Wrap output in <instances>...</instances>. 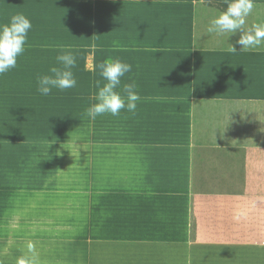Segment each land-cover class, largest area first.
<instances>
[{"label": "crops", "instance_id": "crops-1", "mask_svg": "<svg viewBox=\"0 0 264 264\" xmlns=\"http://www.w3.org/2000/svg\"><path fill=\"white\" fill-rule=\"evenodd\" d=\"M60 1L0 0V24L8 23L12 15L19 13L32 23L26 50L17 58V66L0 76V87L3 88L0 92L1 102L16 104L10 93L14 94L16 100L21 99L18 109L15 108L16 116L5 119L9 125L17 122V119L25 123L24 110L33 116V123L49 124V117L44 114L50 109L39 105L37 99L67 96L65 90L53 89L48 96H41L36 91L38 75L48 74L49 68L56 64L55 57L69 46L65 22L69 4L62 6ZM225 1L122 0L119 1L123 7L122 20L129 22L130 18L134 24L132 27L144 30L146 35L142 39L137 38V41L123 39L120 29L115 26L105 30L111 34L112 44L118 39L117 44L122 45L119 46L117 59L132 65V71L125 74L122 84L132 81L144 84L142 89H138L141 99L137 102L136 113L126 120L128 131H139L140 136L150 133L152 142H157L156 145L148 144L150 150L144 160L149 167L144 162L141 171L145 172L142 175L147 177L153 174L155 164L168 166L167 169L155 171V174L165 172L170 175V180L162 185V191L166 193L161 197L162 204L154 205L180 222L184 226L185 236L197 243L203 241L202 233L195 219L187 217L186 213L191 210L192 202L197 204L198 195L194 193L202 188L211 191L207 201L217 202V209L221 204V208L226 205L224 209L232 211L241 207L237 202L241 201V205L247 207L248 203L254 201L256 207L252 210L256 231H261L264 225V198L259 199L260 202L247 199L250 192L264 193V53L258 50L252 54L249 51L241 52V46L236 44L240 33L227 39L226 35L208 32L210 21L223 10H216L207 2H222L221 5H224ZM254 4L253 12L246 20L248 28L253 24H264V0H254ZM230 45L237 47V52L231 51ZM40 113L42 116L38 115ZM11 126L17 128L13 124ZM251 130L253 132L249 133ZM20 135H26V132ZM188 140L190 147L186 146ZM154 146L156 148L152 149ZM165 146H172L173 150L166 151ZM201 171L207 175V186H200L204 180ZM195 173L200 174L197 176L201 179L198 182L192 180ZM246 181L251 183L252 190L246 189ZM140 187L130 186L127 194L131 198L134 191L136 195H149V198L154 195L148 186L143 191ZM215 191L220 193V197L214 195ZM231 218L229 215L214 220L210 217V221L216 220L217 225L225 227L234 222ZM126 221H129L128 217ZM250 221L252 225L253 221ZM131 223L132 220L129 225ZM218 231L228 236L232 233L229 229ZM260 235L262 233L258 232L256 240L252 239L248 245L236 246L228 257L218 255L216 259L222 264H244L241 261L244 258L249 261L248 264H264V248L258 244L263 240ZM182 236L181 232L178 238ZM134 242L139 244L141 254L152 252L159 243L168 247L160 249L153 256L154 261L162 256L166 264H202L203 261L199 258L193 259L194 262L189 260L190 252L187 249L182 251L179 239L169 234H164L158 240ZM119 246L110 249V255H113L109 257L110 261L115 258L114 252ZM0 254L6 256L5 251ZM46 254L47 250L29 259L33 264H43L44 261L38 256ZM138 257H134V260L140 261ZM177 257L180 258L178 262ZM49 261L46 259L45 262ZM154 261L147 263L144 260L139 264H155Z\"/></svg>", "mask_w": 264, "mask_h": 264}, {"label": "rangeland", "instance_id": "rangeland-1", "mask_svg": "<svg viewBox=\"0 0 264 264\" xmlns=\"http://www.w3.org/2000/svg\"><path fill=\"white\" fill-rule=\"evenodd\" d=\"M119 1L122 0L60 1L62 6L69 4L65 17L69 36L67 50L77 57V67L73 69L77 86L65 90V97L55 95L37 99L39 105L50 109L44 114L49 117V124L33 123V116L24 110L25 123L17 119L11 123L17 126L13 128L5 119L16 115L15 108L18 109L21 99L16 100L13 93L9 96L16 104L0 99V252H6L5 257L0 254V264H17L20 257L29 259L39 252L46 253V250L47 256H38L43 264H139L144 260L152 263L153 256L168 247L159 243L152 252L141 254L139 244L134 241L158 240L164 234L179 239L181 250L190 252L186 253L189 260L194 262L193 259L199 258L203 260L202 264H222L216 259L218 255L228 257L236 246L242 247L252 239L256 240L258 232L263 235H260L263 240L258 244L264 248V225L261 231H256L257 225L253 221L255 202L248 203L247 207H243L241 201L237 202L241 207L232 211L224 209L226 205L221 208L219 203L217 209V202L207 201L211 191L204 188L196 190L197 204L191 200L192 208L186 213L187 217L195 219L203 241L197 243L187 238L184 226L155 206L162 204L161 197L166 195L162 185L170 178L165 172L156 175L155 171L168 166L155 164L153 174L142 175L145 172L141 171L146 161L144 156L150 150L148 144L156 145V140L152 142L150 133L140 136L139 131H128L126 120L132 114H126V111L122 110L118 117L98 116L95 121L83 115L85 109L95 102L94 82L100 79L95 66L104 60L117 59L119 46H122L117 44L118 39L111 43V34L105 31L106 28L117 27L123 39L137 40L146 35L144 30L132 27L134 24L130 18L129 22L122 20L123 7ZM207 3L220 11L227 6L226 1L224 5L222 2ZM257 50L264 53V46L248 51L252 54ZM136 84L138 89L144 86L143 83ZM2 89L0 87V92ZM38 115L42 116L41 113ZM22 132L26 135H20ZM186 146L190 147L189 140ZM171 149L172 146L164 148L166 151ZM176 154L178 160L180 153ZM145 164L149 167L147 162ZM200 174L204 175L200 186H207L205 171ZM200 174L195 173L192 180L200 181L197 177ZM250 185L246 181L249 191L252 190ZM130 186H141L142 191L148 186L154 195L149 198V195H136L134 191L131 198L127 194ZM219 194L214 192L215 196ZM262 198L264 193L250 192L247 195L248 200L260 202ZM228 215L234 220L231 226L223 227L217 225L216 220L210 221V217L214 220ZM127 217L129 221H126ZM131 220L132 225H129ZM223 229L232 231L231 235L218 231ZM181 232L183 236L178 238ZM117 245L121 246L115 249V258L110 261L109 257L113 256L110 249ZM137 256L140 261L134 260ZM46 259H50L49 263L45 262ZM179 259L177 257L176 262ZM165 261L162 256L154 262L166 264ZM241 261L244 264L249 262L245 258Z\"/></svg>", "mask_w": 264, "mask_h": 264}, {"label": "clouds", "instance_id": "clouds-1", "mask_svg": "<svg viewBox=\"0 0 264 264\" xmlns=\"http://www.w3.org/2000/svg\"><path fill=\"white\" fill-rule=\"evenodd\" d=\"M226 4L225 10L210 21L208 32L226 35L227 39L240 33L236 41L241 46L240 51L264 46V24L245 27L247 17L255 7L254 0H226ZM31 29V21L22 13L12 15L8 23L0 24V76L17 66V58L26 50L25 45ZM230 50L237 52L232 45ZM55 61V66L49 68L48 74L37 77L36 91L41 96L50 95L53 89L64 91L77 86L73 72L77 67V57L70 50H62L55 57ZM95 68L99 70L100 76L94 82L95 102L85 109L83 115L90 121L105 114L118 117L122 110L135 115L137 102L141 99L138 85L135 81L122 84V78L132 71V65L120 59H109L101 61ZM31 247L29 245L30 250ZM17 264H33V261L20 257Z\"/></svg>", "mask_w": 264, "mask_h": 264}, {"label": "bare ground", "instance_id": "bare-ground-1", "mask_svg": "<svg viewBox=\"0 0 264 264\" xmlns=\"http://www.w3.org/2000/svg\"><path fill=\"white\" fill-rule=\"evenodd\" d=\"M14 103H15V102H14ZM15 116H16V115H15ZM19 116H20V115H19ZM13 117H14V116H13ZM11 118H12V117H11ZM15 118H16V117H15ZM15 118H14V119H15ZM176 170H177V169H176ZM177 171H178V170H177ZM177 171H176V172H177ZM168 180H169V179H167V181H168ZM173 181H174V180H173ZM171 182H172V181H171ZM168 184H169V183H168ZM173 184H174V183H173ZM166 186H167V185H166Z\"/></svg>", "mask_w": 264, "mask_h": 264}]
</instances>
